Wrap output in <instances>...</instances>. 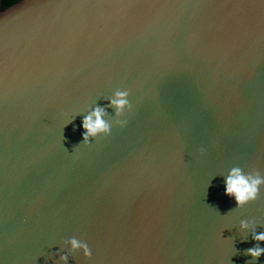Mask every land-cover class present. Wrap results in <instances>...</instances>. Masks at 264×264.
Masks as SVG:
<instances>
[{
    "label": "water",
    "instance_id": "1",
    "mask_svg": "<svg viewBox=\"0 0 264 264\" xmlns=\"http://www.w3.org/2000/svg\"><path fill=\"white\" fill-rule=\"evenodd\" d=\"M97 106L111 135L84 146ZM233 167L264 176V0L0 10V264H264V186L237 209Z\"/></svg>",
    "mask_w": 264,
    "mask_h": 264
},
{
    "label": "clouds",
    "instance_id": "2",
    "mask_svg": "<svg viewBox=\"0 0 264 264\" xmlns=\"http://www.w3.org/2000/svg\"><path fill=\"white\" fill-rule=\"evenodd\" d=\"M128 97L129 91L117 90L109 99L108 107L114 110V122L120 127H123L126 123V121H122L120 118L124 115L125 110H131L132 107ZM107 117V109L99 106L94 107L92 111L84 117L82 121L84 131L81 141L84 146H88L90 142L95 140L98 136L107 137L111 135L112 124L109 123ZM201 153L203 154V149H201ZM262 186H264V176L258 171L245 172L240 167H233L230 169L225 179V195L233 198L236 203V208L241 209L257 199ZM249 226L248 221H241L240 223L242 231H247ZM252 238L256 241V245L248 249L246 255L250 256L252 260L255 261L264 255V248L260 247V242H264V232L259 234L253 232ZM67 243L70 247V254L82 252L86 259L91 258L92 253L86 242L73 237L68 240ZM60 259L62 262H66L68 255H62Z\"/></svg>",
    "mask_w": 264,
    "mask_h": 264
},
{
    "label": "trees",
    "instance_id": "3",
    "mask_svg": "<svg viewBox=\"0 0 264 264\" xmlns=\"http://www.w3.org/2000/svg\"><path fill=\"white\" fill-rule=\"evenodd\" d=\"M16 1L18 0H0L1 2L0 10L6 8L7 6L11 5L12 3Z\"/></svg>",
    "mask_w": 264,
    "mask_h": 264
}]
</instances>
